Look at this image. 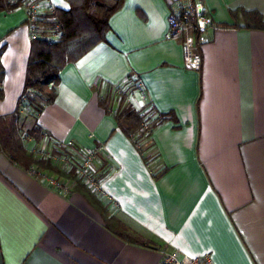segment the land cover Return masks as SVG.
<instances>
[{"label":"crops","instance_id":"0c3cea01","mask_svg":"<svg viewBox=\"0 0 264 264\" xmlns=\"http://www.w3.org/2000/svg\"><path fill=\"white\" fill-rule=\"evenodd\" d=\"M109 1L120 8L106 40L62 70L56 99L37 116L23 100L33 44L26 11L0 6V120L19 115L29 155L68 142L82 155L100 149L97 169L118 204L85 187L65 197L0 152V264H158L163 249L264 264V0H199L228 28L210 34L200 71L181 42L166 40L177 0ZM70 8L42 2V26ZM135 80L143 94L132 91L128 103L168 115L140 147L112 103L115 87ZM34 128L40 139L28 135Z\"/></svg>","mask_w":264,"mask_h":264},{"label":"trees","instance_id":"16d2710c","mask_svg":"<svg viewBox=\"0 0 264 264\" xmlns=\"http://www.w3.org/2000/svg\"><path fill=\"white\" fill-rule=\"evenodd\" d=\"M70 10L56 9L47 16L49 29L61 34L60 40L50 42L44 39L33 40L32 51L28 61L27 78L23 100L27 101L31 113L37 116L45 105L57 97L55 86L62 70L68 65L82 59L95 47L106 40L109 31V19L119 10V3L109 0H67ZM252 14H247L250 22ZM46 21V20H45ZM250 25V24H249ZM112 95L102 99V106L110 113L109 103ZM115 114L119 128L138 147L150 139L153 130L168 119V115L158 114L154 109L138 111L129 104L124 96ZM19 115L7 120H0V152L6 153L14 162L27 169L38 165L61 176L72 177L71 173L60 171L50 161L36 160L29 155L18 129ZM147 126V128H145ZM29 136L40 139L39 130L29 131ZM83 187V186H80ZM107 227L125 241L135 242L127 228L114 218L105 219Z\"/></svg>","mask_w":264,"mask_h":264},{"label":"built area","instance_id":"2783aa9c","mask_svg":"<svg viewBox=\"0 0 264 264\" xmlns=\"http://www.w3.org/2000/svg\"><path fill=\"white\" fill-rule=\"evenodd\" d=\"M47 0H0V6L8 9L22 8L27 14V23L33 40L44 39L50 42L60 40L61 34L56 31L45 32L42 27L41 3ZM53 8H50L52 10ZM169 30L166 40L181 42L184 48L185 61L191 68L200 71L202 67L201 48L210 44L211 33L228 30L226 26L217 24L205 4L199 0H177L171 6L168 17ZM50 34V35H48ZM132 82V81H131ZM116 86L113 104L120 105L124 96L131 108L139 110L134 104L128 103L132 91L143 94V87L138 80ZM118 109L114 111V115ZM146 125L145 128H147ZM33 142V140H30ZM55 151L47 147L33 148L30 154L36 160L52 162L60 171L71 173L72 177L61 176L38 165H32L27 172L47 188L65 197L71 195L80 186L85 187L97 199L106 201L112 209H117L118 204L111 198L104 187L103 178L97 169L100 149L86 154H80L74 142L56 144ZM161 259L158 264H215L209 257H192L181 255L178 251L163 249L160 251Z\"/></svg>","mask_w":264,"mask_h":264},{"label":"rangeland","instance_id":"374dc122","mask_svg":"<svg viewBox=\"0 0 264 264\" xmlns=\"http://www.w3.org/2000/svg\"><path fill=\"white\" fill-rule=\"evenodd\" d=\"M43 21H44V20H43ZM43 21H42V22H43ZM44 24H45V25H43L42 27L45 28V29H49V30H50V26H49V24H48V21H45ZM48 35H50V34H48ZM31 112H32V111L29 110V113H31Z\"/></svg>","mask_w":264,"mask_h":264}]
</instances>
